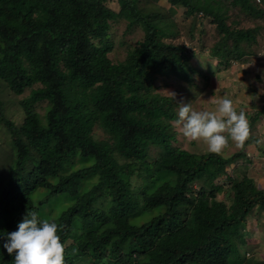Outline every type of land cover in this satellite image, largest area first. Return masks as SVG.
Segmentation results:
<instances>
[{
	"label": "trees",
	"instance_id": "1",
	"mask_svg": "<svg viewBox=\"0 0 264 264\" xmlns=\"http://www.w3.org/2000/svg\"><path fill=\"white\" fill-rule=\"evenodd\" d=\"M167 2L0 0V81L15 94L29 89L19 124L0 100V264H15L3 244L28 212L57 223L64 264H264L238 242L250 211L264 209L252 177L226 172L244 152L174 146L175 101L156 91L159 75L191 80V59L205 58L181 38L169 8H183L190 31L197 17L214 26L208 53L218 62L262 53L253 47L258 29L239 19L264 11L255 0ZM117 18L143 36L113 61L106 37Z\"/></svg>",
	"mask_w": 264,
	"mask_h": 264
},
{
	"label": "rangeland",
	"instance_id": "2",
	"mask_svg": "<svg viewBox=\"0 0 264 264\" xmlns=\"http://www.w3.org/2000/svg\"><path fill=\"white\" fill-rule=\"evenodd\" d=\"M143 6L146 3L148 9L156 7H169L167 0H141ZM108 6L117 10L118 6L112 1ZM163 6V7H162ZM165 9V8H163ZM170 16L173 17L172 23L174 27L181 32V38L189 47L193 48L195 53L203 55L204 60H198L196 57L191 59L192 66L196 69L192 72L191 80H184L174 75H159L156 79V91L163 95L172 97L171 93H175V119L170 121L171 131L174 134L172 144L179 148L188 150L195 154H203L208 152L207 146L202 142H189L174 124L178 119V111L180 104H191L197 110L213 109L215 106L212 100L221 98H230L233 100L237 111L244 110L250 125V138L245 142L243 149L235 146L229 137V147L224 150L223 156H229L237 151L242 150L244 155L237 158L234 162L226 165V172L232 176L241 177L244 174L252 177L255 184L264 190V16L262 18L246 17L248 20H242L240 27L254 26L258 29L257 37L253 43V47L259 48L262 53L250 56V60H237L234 56L228 62H224L225 57H221V62L208 53L211 43L214 42V26L210 23H204V19L197 17L195 24L191 29V18L184 17L182 7H171ZM237 12L231 11L235 16ZM229 20H233V17ZM245 17V16H243ZM111 47L109 57L116 61L123 58L125 50L128 46H133L136 40L142 39L143 28L134 26L127 30L125 21L121 18L110 23V30L107 34ZM192 36V37H191ZM252 44V43H251ZM250 45L243 43L245 48H251ZM29 94L26 89L22 94H15L0 81V100L4 103L5 116L13 120L16 124L22 122L23 111L20 106V100ZM173 98V97H172ZM46 101H40L35 104L36 110L43 114ZM5 126L0 123V148L3 147L5 139ZM224 135H228L224 133ZM95 139H104L105 133L99 126L93 129ZM260 141V143H257ZM0 155L1 167H4L5 156ZM152 155H156V150H152ZM68 162L72 166L79 164L80 161L72 156ZM68 167L69 164L67 163ZM224 178V177H223ZM228 181H224L227 183ZM198 186V183H192ZM223 197V192L218 193V198ZM231 196L225 198L231 201ZM246 232L248 235L243 239H238L239 244H243L249 251L250 256L257 259H264V209L254 208L246 217Z\"/></svg>",
	"mask_w": 264,
	"mask_h": 264
},
{
	"label": "clouds",
	"instance_id": "3",
	"mask_svg": "<svg viewBox=\"0 0 264 264\" xmlns=\"http://www.w3.org/2000/svg\"><path fill=\"white\" fill-rule=\"evenodd\" d=\"M255 2L264 11L262 1ZM171 95L174 99L175 93ZM211 103L215 106L213 109L200 111L189 103L180 104L175 126L189 142L204 143L210 153L222 155L229 147V137L237 148L243 149L251 135L244 110L238 112L230 98L215 99ZM57 231V223L41 220L36 212H28L17 230L7 233L3 247L9 255L14 254L15 264H64L65 246Z\"/></svg>",
	"mask_w": 264,
	"mask_h": 264
},
{
	"label": "built area",
	"instance_id": "4",
	"mask_svg": "<svg viewBox=\"0 0 264 264\" xmlns=\"http://www.w3.org/2000/svg\"><path fill=\"white\" fill-rule=\"evenodd\" d=\"M257 2H260V0H256ZM264 8V7H263Z\"/></svg>",
	"mask_w": 264,
	"mask_h": 264
}]
</instances>
